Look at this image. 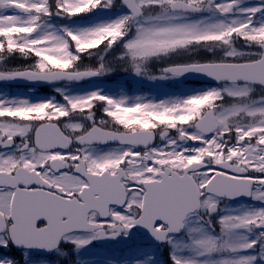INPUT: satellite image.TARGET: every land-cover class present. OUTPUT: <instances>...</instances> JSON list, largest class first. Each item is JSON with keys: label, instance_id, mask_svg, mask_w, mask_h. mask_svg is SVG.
<instances>
[{"label": "snow or ice", "instance_id": "obj_1", "mask_svg": "<svg viewBox=\"0 0 264 264\" xmlns=\"http://www.w3.org/2000/svg\"><path fill=\"white\" fill-rule=\"evenodd\" d=\"M0 264H264V0H0Z\"/></svg>", "mask_w": 264, "mask_h": 264}, {"label": "rangeland", "instance_id": "obj_2", "mask_svg": "<svg viewBox=\"0 0 264 264\" xmlns=\"http://www.w3.org/2000/svg\"><path fill=\"white\" fill-rule=\"evenodd\" d=\"M112 86H114V85H112ZM133 87L134 88H139L140 86L139 85H136V84H134L133 83ZM183 87H189L190 88V86H183ZM195 87H198V86H195ZM144 88L146 89V94L149 92V87H148V85H144ZM15 91H20V92H22V93H25V94H27V89H20V88H17V89H15ZM36 94H38V95H43L42 93H38V92H36ZM151 94H153V95H155V91L153 90L152 91V93Z\"/></svg>", "mask_w": 264, "mask_h": 264}]
</instances>
